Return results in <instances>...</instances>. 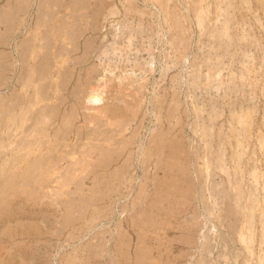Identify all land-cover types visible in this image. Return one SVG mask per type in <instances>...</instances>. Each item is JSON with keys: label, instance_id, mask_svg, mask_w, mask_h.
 Returning <instances> with one entry per match:
<instances>
[{"label": "rangeland", "instance_id": "obj_1", "mask_svg": "<svg viewBox=\"0 0 264 264\" xmlns=\"http://www.w3.org/2000/svg\"><path fill=\"white\" fill-rule=\"evenodd\" d=\"M49 1L0 0V264H264V0Z\"/></svg>", "mask_w": 264, "mask_h": 264}, {"label": "bare ground", "instance_id": "obj_2", "mask_svg": "<svg viewBox=\"0 0 264 264\" xmlns=\"http://www.w3.org/2000/svg\"><path fill=\"white\" fill-rule=\"evenodd\" d=\"M17 1V0H16ZM41 1V0H40ZM45 2L46 1V3H47V0H42V2ZM49 1V0H48ZM59 1V0H58ZM69 1V0H68ZM156 1V0H155ZM154 1V2H155ZM32 2V1H31ZM42 2H41V5H42ZM50 2V1H49ZM72 2H74V1H72ZM92 2V1H91ZM97 2V1H96ZM170 3H171V0L169 1ZM60 3V2H59ZM63 3V2H62ZM89 3H90V1H89ZM156 3V2H155ZM200 3V2H199ZM37 4V3H36ZM78 4V3H77ZM81 3L79 2V5H80ZM90 4H92V3H90ZM97 4H99V2L97 3ZM107 4V3H106ZM219 4V3H218ZM16 5V4H15ZM18 5V4H17ZM16 5V6H17ZM19 5H21V4H19ZM18 5V6H19ZM51 5V7L54 5V3H53V5H52V3L50 4ZM62 5V4H61ZM82 5V4H81ZM87 5V4H86ZM85 5V6H86ZM96 5V4H95ZM109 5V4H108ZM160 5V4H159ZM164 5H165V3H164ZM15 6V7H16ZM33 6V5H32ZM46 6V5H45ZM114 6V5H113ZM117 6V5H116ZM169 6V5H168ZM167 6V7H168ZM198 6V5H197ZM14 7V8H15ZM42 7V6H41ZM71 7H72V4H71ZM161 7V6H160ZM165 7V6H164ZM26 8V7H25ZM33 8V7H32ZM43 8V7H42ZM48 8V7H47ZM66 8H68V7H66ZM79 8V7H78ZM113 8V7H112ZM173 8V7H172ZM192 8V7H191ZM214 8H215V6H214ZM19 9V8H18ZM118 9V8H117ZM131 9V8H130ZM160 9V8H159ZM23 6L21 7V10H20V15H19V19H16L17 20V22H18V24H19V22L21 23V24H24V22H25V18L24 17H22L23 16ZM42 9L39 7V11H41ZM57 10V9H56ZM83 10V9H82ZM218 10V9H217ZM216 10V11H217ZM9 11V10H8ZM12 11V10H11ZM53 11V10H52ZM89 11V10H88ZM95 11H97V10H95ZM95 11H94V13H95ZM175 11V10H174ZM220 11V10H219ZM35 12V11H34ZM66 12V11H65ZM84 12V11H83ZM83 12H81V14L83 13ZM8 13V12H7ZM14 13V12H13ZM16 13V12H15ZM15 13L13 14V15H15ZM49 13V12H48ZM177 13V12H176ZM10 14V13H9ZM8 14V15H9ZM39 14H41V13H39ZM88 14V13H87ZM11 15V14H10ZM13 15H11L12 17H13ZM18 15V14H17ZM27 15V14H26ZM55 15V14H54ZM57 15V14H56ZM76 15H77V13H76ZM86 15V14H85ZM176 15V14H175ZM44 16V15H43ZM51 16V15H50ZM70 16V15H69ZM92 16H94L93 14H92ZM109 16V15H108ZM15 17H16V15H15ZM46 17H47V15H46ZM75 17V16H74ZM79 17V16H78ZM29 18V17H28ZM33 18V17H32ZM63 18V17H62ZM72 18V17H71ZM84 18H86V16L84 17ZM101 18V17H100ZM217 18H218V16H217ZM10 19V18H9ZM14 19V18H13ZM47 19V18H46ZM53 19V18H52ZM97 19V18H96ZM201 19V18H200ZM15 20V21H16ZM63 20H64V18H63ZM67 20H69V19H67ZM73 20V19H72ZM77 20H79V19H77ZM98 20V19H97ZM39 21V20H38ZM199 21V20H198ZM203 21V20H202ZM55 22H57V20L55 21ZM54 22V23H55ZM92 22V21H91ZM2 23H4L3 21H2ZM6 23V22H5ZM4 23V24H5ZM13 23H15L14 21H13ZM42 23V22H41ZM46 23V22H45ZM93 23V22H92ZM206 23V22H205ZM8 24V23H7ZM7 24H5V25H7ZM36 24V23H35ZM80 24H82L83 26H84V24L82 23V22H80ZM202 24V23H201ZM38 25V24H37ZM96 25V24H95ZM8 26V25H7ZM16 26V25H15ZM62 26V25H61ZM68 26V25H67ZM40 27H41V25H40ZM18 29L20 28V27H17ZM62 28V27H61ZM11 29V28H10ZM9 29V31L10 32H12L11 30ZM16 29V28H15ZM23 29V28H22ZM52 29V28H51ZM12 30H13V28H12ZM94 30H96V29H94ZM8 31V32H9ZM42 31V30H41ZM47 31V30H46ZM88 31V30H87ZM91 31V30H90ZM89 31V32H90ZM93 31V30H92ZM97 31V30H96ZM5 32V31H4ZM64 32V31H63ZM62 33V32H61ZM5 34V33H4ZM15 34H16V32H15ZM20 34V33H19ZM86 34V33H85ZM7 35V34H6ZM8 35H10V34H8ZM7 35V36H8ZM22 35V34H21ZM84 35V34H83ZM183 35V34H182ZM16 36V35H15ZM50 35L47 33L46 34V36H44V37H41L40 36V39H43V40H45L44 38L46 37V40L47 41H51L53 38H51V40H50V37H49ZM71 36V35H70ZM107 36V35H106ZM4 37V36H3ZM2 37V38H3ZM37 35H31V36H29L26 40H24L23 42H22V46H23V48H24V51H27L26 49L28 48V47H30V46H32L33 47V49L35 48V47H38V46H35L34 45V42H36L37 41ZM9 38V37H8ZM64 38V37H63ZM88 38V37H87ZM74 39V38H73ZM135 39V38H134ZM4 40V43H7V42H5V38L3 39ZM18 40V39H17ZM72 40V38H70V40L69 41H71ZM78 40V39H77ZM0 41H2L1 39H0ZM54 41H56V39L54 40ZM75 41V40H74ZM79 41V40H78ZM89 40H87V42H88ZM93 41H95V40H93ZM92 41V42H93ZM106 41H108V40H106ZM61 42H63V41H61ZM68 42V41H67ZM72 42V41H71ZM95 42H97V41H95ZM50 43V42H49ZM49 43H48V45H49ZM65 43V42H64ZM98 43V42H97ZM3 44V43H2ZM67 44V43H66ZM69 44V43H68ZM92 43H90V45H91ZM100 44H102V43H100ZM78 45V44H77ZM87 45V44H86ZM93 45V44H92ZM103 45V44H102ZM8 46V45H7ZM44 46V45H43ZM67 46V45H66ZM70 46H72V45H70ZM80 46V45H79ZM82 46V45H81ZM80 46V47H81ZM118 46V45H117ZM76 47V46H75ZM91 47V46H90ZM101 47H103V46H101ZM22 48V47H21ZM20 48V49H21ZM62 48H64V46L62 45V43H61V45L59 46V49L58 50H53V55L54 56H56L55 58H58L60 55H62ZM67 48V47H66ZM65 48V49H66ZM88 48V47H87ZM44 49H46V48H44ZM64 49V50H65ZM66 50H68V49H66ZM85 50H86V47H85ZM134 50V49H133ZM74 51V50H73ZM181 51V50H180ZM5 52V51H4ZM49 52H51L50 51V49H49ZM49 52H48V54H49ZM75 52V51H74ZM79 53V52H78ZM21 54V53H20ZM24 55H26L25 53H23ZM41 54V53H40ZM47 54V53H46ZM64 54V53H63ZM2 55H3V53H2ZM28 55V54H27ZM27 55H26V57H27ZM94 55V54H93ZM92 55V56H93ZM96 55V54H95ZM169 55H171V54H169ZM29 56V55H28ZM36 57H38V56H36ZM35 57V58H36ZM62 57V56H61ZM22 58V57H21ZM83 58V57H82ZM18 59V58H17ZM73 59V58H72ZM76 59V58H75ZM92 59V58H91ZM70 60V59H69ZM77 60V59H76ZM87 61V60H86ZM21 62H24V61H21ZM48 62V58L47 57H45V56H43V57H41L40 58V60L38 61V63H37V65H38V67L37 68H44L43 67V65H45L46 63ZM168 62V61H167ZM27 63V62H26ZM156 63V62H155ZM1 64V63H0ZM7 64V63H6ZM10 63H8V65H9ZM50 64V63H49ZM52 64V63H51ZM79 64V63H78ZM25 65V64H24ZM77 65V64H76ZM84 65V64H83ZM105 65V64H104ZM113 65V64H112ZM112 65H110V66H112ZM22 66V65H21ZM98 66V65H97ZM35 67V68H36ZM117 67V66H116ZM31 68V67H30ZM127 69V68H126ZM134 69V68H133ZM22 70H24V69H22ZM36 70H38V69H36ZM107 70V69H106ZM50 71V70H49ZM65 71V70H64ZM145 71H146V69H145ZM8 72V71H7ZM39 72H41V71H39ZM99 72V71H98ZM43 72H41V74H42ZM40 75V74H39ZM25 76V75H24ZM39 77V76H38ZM42 77V76H41ZM40 77V78H41ZM63 77V76H62ZM65 77V76H64ZM2 79V78H1ZM5 79V78H4ZM42 79H44V78H42ZM67 79V78H66ZM92 79V78H91ZM7 80V79H6ZM27 80V79H26ZM29 80H32V79H29ZM68 80V79H67ZM90 80V79H89ZM141 80V79H140ZM25 81V80H24ZM134 81V80H133ZM132 81V82H133ZM7 82V81H6ZM26 82V81H25ZM36 82V81H35ZM66 83V82H65ZM23 84V83H22ZM24 84H27V83H24ZM23 84V85H24ZM8 85V84H7ZM20 85V84H19ZM66 85V84H65ZM88 85V84H87ZM39 86V85H38ZM46 86H48L47 84H46ZM69 86V85H68ZM80 86V85H79ZM79 86H77V87H79ZM41 87V86H40ZM63 87V86H62ZM4 88H6L5 86H4ZM3 88V89H4ZM43 88V87H42ZM60 88V87H59ZM64 88V87H63ZM67 88V87H66ZM65 88V89H66ZM8 89V88H7ZM6 89V90H7ZM26 89V88H25ZM38 89V88H37ZM62 89V88H61ZM60 89V90H61ZM27 90V89H26ZM62 90H64V89H62ZM79 90H81L80 88H79ZM66 91V90H65ZM39 92V91H38ZM43 92V91H42ZM43 93H45V92H43ZM43 93H41V94H43ZM51 93V92H50ZM66 93V92H65ZM75 94H76V92H74ZM46 94V93H45ZM73 94V93H72ZM18 95V94H17ZM33 95V94H32ZM48 95V94H47ZM59 95V94H58ZM39 96V95H38ZM44 96H46V95H44ZM67 96V95H66ZM80 96V95H79ZM13 97V96H12ZM20 97V96H19ZM28 97H30V96H28ZM42 97V96H41ZM48 98H49V96H47ZM60 97V96H59ZM82 97V96H81ZM103 97V96H102ZM32 98V97H31ZM36 98V97H35ZM51 98V97H50ZM65 99H67L66 97H64ZM74 98V97H73ZM79 98V97H78ZM87 98H89L90 99V101L93 103H97V102H99L100 100H101V97H100V92H97V91H95L93 88H91V90H90V93H89V95H88V97ZM12 99V98H11ZM18 99V98H17ZM20 99V98H19ZM37 99V98H36ZM39 99H40V97H39ZM61 99V98H60ZM72 99V98H71ZM29 100V99H28ZM68 100V99H67ZM75 100V99H74ZM146 101V100H145ZM147 102V101H146ZM6 103V102H5ZM27 103V102H26ZM35 103V102H34ZM27 104H29V103H27ZM55 104V103H54ZM58 104V103H57ZM163 104V103H162ZM8 105V104H7ZM33 105V104H32ZM31 105V106H32ZM59 105V104H58ZM57 105V106H58ZM4 106V105H3ZM9 106V105H8ZM15 106V105H14ZM53 106V105H52ZM73 106V105H72ZM76 106V105H75ZM175 106V105H174ZM2 107V106H1ZM12 107V106H11ZM48 107V106H47ZM61 107H63V106H61ZM54 108V107H53ZM52 108V109H53ZM72 108V107H71ZM71 108H70V110H71ZM176 108V107H175ZM8 109V108H7ZM15 109V108H14ZM28 109V108H27ZM44 109V108H43ZM56 109V111H57V108H55ZM141 108L139 107V111H141L140 110ZM177 109V108H176ZM26 110V109H25ZM29 110V109H28ZM42 110V109H41ZM22 111H23V109H22ZM42 111H44V110H42ZM115 111V110H114ZM114 111H112V112H114ZM123 111V110H122ZM170 111H171V109H170ZM1 112H3V111H1ZM25 112V111H24ZM39 112V111H38ZM46 112V111H45ZM59 112V111H58ZM73 113H71L72 115L71 116H77L78 114H77V112H76V114H75V112H74V110L72 111ZM116 112V111H115ZM124 112V111H123ZM131 112V111H130ZM135 112H136V110H135ZM57 113V112H56ZM66 113V112H65ZM104 113V112H103ZM10 114V113H9ZM34 114V113H33ZM55 114V113H54ZM100 114H101V112H100ZM134 114V116H135V114L136 113H133ZM147 114V113H146ZM30 115V114H29ZM40 115H43V114H40ZM95 115H96V113H95ZM122 115H123V113H122ZM125 115H127V114H125ZM171 115V114H170ZM44 116V115H43ZM52 116H53V114H52ZM63 116L65 117V115L63 114ZM94 116V115H93ZM105 116V115H104ZM172 116V115H171ZM45 117V116H44ZM78 117H79V115H78ZM78 117H76V118H78ZM102 117V116H101ZM128 117H130L129 115H128ZM28 118H30V116L28 117ZM35 118V117H34ZM38 118V121L36 120V122L38 123V122H41L42 121V119H41V121L39 120L40 118L39 117H37ZM36 118V119H37ZM42 118V117H41ZM46 118V117H45ZM63 118V117H62ZM71 118V117H70ZM104 118V117H103ZM122 118V117H121ZM30 119H32V118H30ZM56 119H57V117H56ZM72 119V118H71ZM70 119V120H71ZM127 120L129 119V118H126ZM21 120H23V119H21ZM43 120H45V119H43ZM48 120V119H47ZM53 120V119H52ZM63 120V119H62ZM67 119H65V121H66ZM99 120V119H98ZM104 120V119H103ZM115 120V119H114ZM130 120V119H129ZM179 120V119H178ZM35 121V120H34ZM73 121V120H72ZM117 121V120H116ZM63 122H64V120H63ZM71 122V121H70ZM112 122V121H111ZM120 122H121V120H120ZM126 122V121H125ZM32 124H33V122H31ZM31 123H29V124H31ZM44 123V122H43ZM50 123V122H49ZM108 123V122H107ZM31 124V125H32ZM66 124V123H65ZM64 124V125H65ZM72 124V123H71ZM87 124H89V123H87ZM113 124V123H112ZM115 124H119V123H115ZM122 124V123H121ZM124 124H126V123H124ZM124 124H123V126H124ZM66 125H70V124H66ZM66 125H65V127H66ZM178 125V124H177ZM54 126V125H53ZM106 126V125H105ZM138 126V125H137ZM170 126V125H169ZM20 127V126H19ZM27 127V126H26ZM32 127V126H31ZM46 127V126H45ZM44 127V128H45ZM61 127V126H60ZM171 127V126H170ZM175 127V126H174ZM174 127H173V129H174ZM28 128V131H29V127H27ZM81 128V127H80ZM120 128V127H119ZM125 128V127H124ZM127 128V127H126ZM163 128H165L164 126H163ZM1 129H2V127H1ZM36 129V128H35ZM43 129V128H42ZM52 129V128H51ZM54 129V128H53ZM89 129V128H88ZM59 130V129H58ZM95 130V129H94ZM115 130V129H114ZM123 130V129H122ZM167 130V129H166ZM55 131V130H54ZM64 131V130H63ZM68 131V130H67ZM66 131V132H67ZM89 131V130H88ZM91 131H93L92 129H91ZM108 131H110V130H108ZM128 131L130 132V129H128ZM170 131H171V129H170ZM32 132V131H31ZM51 132V131H50ZM55 132H57V131H55ZM87 132V131H86ZM94 132V131H93ZM103 133H104V131H102ZM18 133V132H17ZM26 133V132H25ZM36 133V132H35ZM92 133V132H91ZM96 133V132H95ZM119 133V132H118ZM170 133V132H169ZM12 134V133H11ZM94 134V133H93ZM96 134H98V135H100L99 133H96ZM106 134V133H105ZM115 134H116V132H115ZM140 134V133H139ZM159 134V133H158ZM89 135V134H88ZM95 135V134H94ZM120 135V134H119ZM157 135V134H156ZM162 135H163V133H161V138H163L162 137ZM169 135V134H168ZM168 135H166L167 137H168ZM121 136V135H120ZM136 136V135H135ZM142 136V135H141ZM174 136V135H173ZM42 137V136H41ZM54 137V136H53ZM58 137V136H57ZM83 137V136H82ZM90 137V136H89ZM100 137H102V135L100 136ZM103 137H105V136H103ZM106 137H108V136H106ZM137 137V136H136ZM156 137V136H155ZM179 137V136H178ZM24 138V137H23ZM67 138V137H66ZM66 138H64V139H66ZM97 138V137H96ZM122 138V137H121ZM176 138V137H175ZM80 139V138H79ZM88 139V138H87ZM92 139V138H91ZM110 139V138H109ZM117 139V138H116ZM128 139H129V137H128ZM133 139H135V138H133ZM138 139V138H137ZM167 140H163V139H161V140H159L158 138H157V140H159V141H157L156 143H154V144H152V145H150V146H148V148H146L145 149V151L146 152H144L145 154H143L142 155V159L144 160V158L145 159H148V158H150V156H152L153 157V160L155 159V164H154V166H156L157 165V162L159 163L161 160H162V158H164V157H168V156H172V148H170V151L168 152V153H166L167 155L166 156H164V155H162V152L163 151H166L167 149V147H168V141L170 140V138L168 139V138H166ZM78 140V139H77ZM89 140V139H88ZM98 140V139H97ZM139 140V139H138ZM155 140V139H154ZM153 139H151L150 141H154ZM47 141V140H46ZM92 141H93V139H92ZM91 141V142H92ZM102 141V140H101ZM131 141V140H130ZM134 141V140H133ZM170 141H172V139L170 140ZM89 142V141H88ZM173 142V141H172ZM129 143H131V142H129ZM56 144V143H55ZM99 144V143H98ZM104 144V143H103ZM108 144V143H107ZM119 145H120V143H118ZM122 144V143H121ZM132 144V143H131ZM143 145L145 144V142L144 143H142ZM182 144V143H181ZM263 144V143H262ZM118 145V146H119ZM126 145V144H125ZM32 146V145H31ZM118 146H116V147H118ZM128 146H129V144H128ZM146 146V145H145ZM173 146H175V145H173ZM24 147V146H23ZM35 147V146H34ZM105 147V146H104ZM126 147V146H125ZM55 148H57V147H55ZM77 148V147H76ZM96 148V147H95ZM97 148H98V146H97ZM134 148V147H133ZM176 148H177V146H176ZM58 149V148H57ZM101 149V148H100ZM110 149V148H109ZM115 149L116 148H113V150L115 151ZM119 149V148H118ZM178 149V148H177ZM6 150V149H5ZM4 150V151H5ZM12 150V149H11ZM14 150V149H13ZM124 150V149H123ZM190 150V149H189ZM3 151V152H4ZM15 151V150H14ZM88 153H89V155H91L94 151H92V149L89 147L88 148ZM108 151V150H107ZM119 151H120V149H119ZM125 151V150H124ZM176 151V150H175ZM8 152V151H7ZM58 152H59V150H58ZM61 152V151H60ZM99 152H100V150H99ZM109 152V151H108ZM113 152V151H112ZM121 152H122V150H121ZM9 153V152H8ZM46 153V152H45ZM68 153V152H67ZM71 153V152H70ZM76 153V152H75ZM88 153H86V154H88ZM125 153H127L126 151H125ZM178 153V152H177ZM186 153V152H185ZM55 154V153H54ZM78 154V153H77ZM105 154V153H104ZM107 154V153H106ZM124 154V153H123ZM200 154V153H199ZM93 155V154H92ZM100 156H101V154H99ZM115 155V154H114ZM180 155V154H179ZM232 155H233V153H232ZM54 156V155H53ZM103 157L104 158H107V157H111L110 155H105V156H102L100 159H101V163L104 165L105 163L103 162ZM128 157V156H127ZM126 157V158H127ZM227 157V156H226ZM50 158V157H49ZM61 158V157H60ZM85 158V157H84ZM108 158V159H109ZM123 158V157H122ZM139 158L141 159V157L139 156ZM169 158V157H168ZM190 158V157H189ZM232 158V157H231ZM97 159H98V157H97ZM107 159V160H108ZM118 159V158H117ZM133 159V158H132ZM182 159V158H181ZM62 160V159H61ZM112 160V157H111V159L110 160H108L109 161V164L111 163H113V160ZM119 160V159H118ZM169 160V159H168ZM190 160V159H189ZM231 160H233V159H231ZM38 161V160H37ZM64 161V160H63ZM78 161V160H77ZM130 161H131V159H130ZM151 161V160H150ZM172 161V160H171ZM59 162V161H58ZM105 162H106V160H105ZM124 162V161H123ZM149 162V161H148ZM167 162H169V161H167ZM173 162V161H172ZM79 163V162H78ZM77 163V164H78ZM100 162H99V166L100 167H103V165L101 164ZM126 163V162H125ZM175 163H176V161H175ZM109 164H106L105 166H107V165H109ZM110 164V165H111ZM124 164V163H123ZM151 164V163H150ZM162 164V163H161ZM169 164H170V162H169ZM18 165V164H17ZM54 165V164H53ZM57 165H59V164H57ZM122 165V164H121ZM126 165V164H125ZM124 165V166H125ZM159 165V164H158ZM236 165V164H235ZM71 166V165H70ZM137 166H138V163H137ZM160 166V165H159ZM239 166V165H238ZM34 167V166H33ZM44 167V166H43ZM42 167V168H43ZM80 167V166H79ZM162 167V166H161ZM70 168H72V167H70ZM104 168V167H103ZM126 168V167H125ZM124 168V169H125ZM146 168H148V165H147V167ZM158 168L159 167H157L156 169H155V171H157L158 170ZM166 170H165V174H164V177H168L169 175H172V173L174 174V169L175 170H177L178 171V173H175L174 175L175 176H177V175H180L179 174V169H178V167H177V164H175V165H171V166H169V165H166ZM26 169V168H25ZM31 169V168H30ZM38 169V168H37ZM41 169V168H40ZM39 169V170H40ZM117 169V168H116ZM130 169V168H129ZM138 169V168H137ZM119 170H120V168H119ZM145 170V169H144ZM162 170V169H161ZM239 170V169H238ZM25 172H26V170H24ZM34 171H36L35 170V168H34ZM67 171V170H66ZM129 171V170H128ZM127 171V172H128ZM139 171V170H138ZM160 171V170H159ZM86 173V172H85ZM105 173H106V171H104L103 173H102V175H105ZM145 173V172H144ZM160 173V172H159ZM13 174V173H12ZM37 174V173H36ZM106 174H109V172L107 171V173ZM111 174V173H110ZM143 174V173H142ZM146 174V173H145ZM149 174V173H148ZM194 174V173H193ZM30 175V174H29ZM41 175H43V173L41 174ZM57 175V174H56ZM85 175V174H84ZM123 175V174H122ZM7 176V175H6ZM13 176V175H12ZM28 176V175H27ZM32 176H33V174H32ZM86 176H87V174H86ZM126 176H127V174H126ZM143 176H144V174H143ZM42 177V176H41ZM119 177H121V176H119ZM9 178V177H8ZM25 178H26V176H25ZM69 178V177H68ZM124 178V177H123ZM122 178V179H123ZM238 178V177H237ZM1 179V178H0ZM154 179V178H153ZM27 180V179H26ZM152 180V179H151ZM155 180V179H154ZM193 180V179H192ZM203 180V179H202ZM32 181H33V179H32ZM186 181V180H185ZM199 181V180H198ZM21 182V181H20ZM27 182V181H26ZM151 182V181H150ZM159 182H161V181H159ZM8 183V182H7ZM162 183V182H161ZM9 184V183H8ZM32 183H30V185H31ZM147 184V183H146ZM145 184V185H146ZM148 185V184H147ZM146 185V186H147ZM198 185V184H197ZM24 186V185H23ZM33 187H34V185H33ZM6 188V187H5ZM4 188V189H5ZM6 189H9V188H6ZM33 189V188H32ZM35 189V188H34ZM156 189V188H155ZM36 190V189H35ZM237 190V189H236ZM17 191V190H16ZM138 191V190H137ZM26 192V191H25ZM130 192V191H129ZM111 193H113V192H111ZM115 193V192H114ZM140 193V192H139ZM100 194V193H99ZM140 195V194H139ZM2 196V195H1ZM172 196V195H171ZM4 197V196H3ZM158 197V196H157ZM155 198V197H154ZM10 199V198H9ZM137 199V198H136ZM149 199V198H148ZM157 200V199H156ZM160 200V199H159ZM27 201V200H26ZM150 201H151V199H150ZM237 201H239L238 199H237ZM31 202V201H30ZM149 202V201H148ZM29 203V202H28ZM32 203V202H31ZM146 203V202H145ZM154 203V202H153ZM149 204H151V203H149ZM28 205V204H27ZM136 205V204H135ZM168 205H169V203H168ZM149 206V205H148ZM163 207V206H162ZM161 207V208H162ZM165 207V206H164ZM236 207V206H235ZM238 207V206H237ZM25 208V207H24ZM147 208V207H146ZM153 208V207H152ZM153 209H156V208H153ZM163 209V208H162ZM165 209H167V208H164L163 210H165ZM237 209V208H236ZM16 210V209H15ZM151 210V209H150ZM177 210V209H176ZM17 211V210H16ZM21 211V210H20ZM171 211H173V210H171ZM170 211V212H171ZM227 211V210H226ZM161 212V211H160ZM22 213V212H21ZM133 213V212H132ZM157 213H158V211H157ZM156 213V214H157ZM226 213V212H225ZM160 214H162V213H160ZM173 214V213H172ZM155 215V214H154ZM176 215V214H175ZM170 216V215H169ZM217 216V215H216ZM5 217V216H4ZM246 217V216H245ZM251 217V216H250ZM19 218V217H18ZM151 218V217H150ZM162 218V217H161ZM158 219V218H157ZM156 219V220H157ZM173 219V218H172ZM171 219V220H172ZM146 220H147V218H146ZM151 220V219H150ZM167 220V219H166ZM239 220V219H238ZM152 221V220H151ZM154 221V220H153ZM237 221V220H236ZM253 221V220H252ZM163 222V221H162ZM168 222V221H167ZM19 223V222H18ZM25 223V222H24ZM147 223H148V221H147ZM147 223L145 224V225H147ZM161 223V222H160ZM12 224V223H11ZM168 224V223H167ZM234 224V223H233ZM238 224V223H237ZM154 225H155V223H154ZM160 225V224H159ZM239 225V224H238ZM264 225V224H263ZM18 226V225H17ZM165 226V225H164ZM196 226V225H195ZM230 226V225H229ZM232 226V225H231ZM147 227V226H146ZM157 227V226H156ZM264 228V227H263ZM31 229V228H30ZM155 229V228H154ZM233 229V228H232ZM147 231H148V229H146ZM145 230V231H146ZM197 230H198V228H197ZM23 231V230H22ZM30 231V230H29ZM143 231V230H142ZM201 231V230H200ZM144 232V231H143ZM193 233V232H192ZM262 233V232H261ZM15 234V233H14ZM131 234V233H130ZM142 234H144V233H142ZM141 235V234H140ZM149 235V234H148ZM7 236V235H6ZM142 236V235H141ZM140 237V236H139ZM17 238V237H16ZM24 238V237H23ZM142 238V237H141ZM159 238V237H158ZM164 238V237H163ZM169 238V237H168ZM133 239V238H132ZM160 239V238H159ZM170 239H172V238H170ZM174 239V238H173ZM26 240V239H25ZM264 240V239H263ZM8 241V240H7ZM172 241V240H171ZM174 241H176L175 239H174ZM9 242V241H8ZM131 242V241H130ZM143 242V241H142ZM162 243H163V241H162ZM174 243V242H173ZM7 244V243H6ZM18 244V243H17ZM16 244V245H17ZM125 244V243H124ZM157 244V243H156ZM1 245H2V243H1ZM122 245V244H121ZM126 245V244H125ZM148 245V244H147ZM165 245V244H164ZM7 246V245H6ZM153 246V245H152ZM161 246V245H160ZM159 246V247H160ZM167 246V245H166ZM33 247V246H32ZM138 247V246H137ZM144 247V246H143ZM149 247V246H148ZM3 248V247H2ZM121 248V247H120ZM141 248V247H140ZM140 248L138 247V249L140 250ZM152 248V247H151ZM167 248V247H166ZM17 249H18V247H17ZM123 249V248H122ZM143 249V248H142ZM141 249V250H142ZM145 249V248H144ZM147 249V248H146ZM153 249V248H152ZM124 251H125V249H123ZM4 251V250H3ZM120 251H122V250H120ZM148 252V251H147ZM1 253V252H0ZM122 253V252H121ZM142 253H143V251H142ZM7 254V253H6ZM9 254V253H8ZM89 254V253H88ZM121 255V254H120ZM135 255V254H134ZM147 255V254H146ZM159 255V254H158ZM6 256H8V255H6ZM88 256V255H87ZM136 256V255H135ZM139 256H141V254H139ZM143 256V255H142ZM25 257V256H24ZM93 257V256H92ZM129 257V256H128ZM110 258V257H109ZM130 258V257H129ZM146 258V257H145ZM152 258V257H151ZM25 260V259H24ZM85 260H87V259H85ZM132 260V259H131ZM135 260V259H134ZM146 260V259H145ZM151 260H153V259H151ZM88 261V260H87ZM124 261H125V259H124ZM41 262V261H40ZM108 262H109V260H108ZM111 262V261H110ZM126 263H127V261H125ZM130 263H131V261H129ZM143 263H144V261H142ZM149 262V261H148ZM151 262V261H150ZM156 262V261H155ZM24 263H26V262H24ZM159 263H161V262H159ZM114 264V263H113ZM175 264V263H174Z\"/></svg>", "mask_w": 264, "mask_h": 264}]
</instances>
